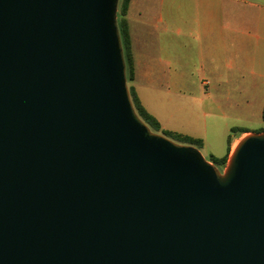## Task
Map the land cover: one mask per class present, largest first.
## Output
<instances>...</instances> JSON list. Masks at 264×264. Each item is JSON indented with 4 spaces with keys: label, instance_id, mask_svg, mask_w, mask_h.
Here are the masks:
<instances>
[{
    "label": "water",
    "instance_id": "obj_1",
    "mask_svg": "<svg viewBox=\"0 0 264 264\" xmlns=\"http://www.w3.org/2000/svg\"><path fill=\"white\" fill-rule=\"evenodd\" d=\"M120 0H0V264H264V132L222 172L129 92Z\"/></svg>",
    "mask_w": 264,
    "mask_h": 264
},
{
    "label": "crops",
    "instance_id": "obj_2",
    "mask_svg": "<svg viewBox=\"0 0 264 264\" xmlns=\"http://www.w3.org/2000/svg\"><path fill=\"white\" fill-rule=\"evenodd\" d=\"M126 18L135 68L132 85L163 130L170 131L163 119L168 112L161 102L171 100L172 107L175 103L192 113L197 100L213 103L218 90L228 86L250 89L251 94L244 95L246 103L254 115L263 118L264 0H131ZM194 87L206 89V94L201 99L183 98L185 90ZM225 95L230 101V92ZM150 101L162 119L148 107ZM202 116V132H170L201 139L203 149L211 142L212 152L217 144L221 150L227 133L220 131L219 120L227 117L211 111ZM244 131L226 139L223 155L211 157H230L251 132Z\"/></svg>",
    "mask_w": 264,
    "mask_h": 264
},
{
    "label": "rangeland",
    "instance_id": "obj_3",
    "mask_svg": "<svg viewBox=\"0 0 264 264\" xmlns=\"http://www.w3.org/2000/svg\"><path fill=\"white\" fill-rule=\"evenodd\" d=\"M118 13H119V9H118ZM206 91H207L206 89L198 88V87L186 89L185 92L183 93V96H184L183 98H185V99H190V98L191 99H194V98L201 99L203 94H206ZM239 91H241L243 96H241L239 94ZM250 91L251 90L248 89L246 86H243L242 89H238L237 87H233V86H228L226 89H220L216 93L215 102L211 103L210 101L202 100L203 102L201 103L200 102L201 100H197L199 103L192 106L193 110H194V108L196 109L192 113L190 112V110L184 111V110L180 109V107L178 105H176L175 103H173L175 105V107H172L171 100L161 102V104L164 103V110L167 111L168 114H171L169 116L168 114H166L163 111L167 115V118L165 116L163 118V116L161 114H159L155 111L156 108H155V105L153 104V102H151V101L149 103L147 102L148 103L147 105L161 119L162 118L164 119V121H165L164 123L168 127L166 130L182 131L179 133L202 132V122L200 120L204 119L202 116V114L204 112L211 111L217 117H219L221 115H225L227 117L226 120H219L220 121V124H219L220 131L225 130V135L227 133V136H226L225 140H223V145L221 147V150L223 149L222 152L219 149L218 144L215 146V152L214 151L212 152L211 142H208L209 144L205 149L200 150L201 153L203 154V156L209 161L211 158V154L223 155L222 153H224L225 147L227 146L226 139H228L229 136L238 135V134H240L241 130H247L248 129L251 132H259L262 129H264V120H263L262 116L260 114L254 115V113L250 111V107H249L250 105L248 103H246L247 99H246V97H244V95H250L251 94ZM223 92H225V93H223ZM227 92H230L232 101L231 100L227 101V98L225 95ZM252 102H253V100H252ZM257 105L259 106L260 102L257 103ZM174 111H176V112L174 113ZM249 113H251V114H249ZM172 115H173V118H171ZM225 123H227V128L226 127L224 128ZM233 128H236L239 131L233 132L232 131ZM168 139H170V138H168ZM170 140H172V139H170ZM173 142H175V141H173ZM175 143L183 145L179 142H175ZM225 168H226V166L225 167H219V169L222 172L225 170Z\"/></svg>",
    "mask_w": 264,
    "mask_h": 264
},
{
    "label": "trees",
    "instance_id": "obj_4",
    "mask_svg": "<svg viewBox=\"0 0 264 264\" xmlns=\"http://www.w3.org/2000/svg\"><path fill=\"white\" fill-rule=\"evenodd\" d=\"M130 1L131 0H120L119 13H118V28L120 32L121 42H122L123 51H124V58H125V63L127 67V80H128L129 92H130V96H131L134 108L136 110V113L138 114L140 119L154 133L161 134L183 145L191 146L198 150H202L203 141L201 139H196V138H193L187 135L163 130L159 121L153 115H151L146 110V108L143 106L134 86L132 85V82L134 81V78H135V68H134V57L132 53L130 30H129L128 21L126 18L129 5H130ZM263 120H264V113H263ZM232 131L237 132L239 130L234 128L232 129ZM241 131L242 133H247L244 130H241ZM259 132H264V129H262ZM228 159H229V156H226L223 158L211 157L209 161L215 164L219 168V167H225L227 165Z\"/></svg>",
    "mask_w": 264,
    "mask_h": 264
},
{
    "label": "bare ground",
    "instance_id": "obj_5",
    "mask_svg": "<svg viewBox=\"0 0 264 264\" xmlns=\"http://www.w3.org/2000/svg\"><path fill=\"white\" fill-rule=\"evenodd\" d=\"M236 147H237V145H236Z\"/></svg>",
    "mask_w": 264,
    "mask_h": 264
}]
</instances>
